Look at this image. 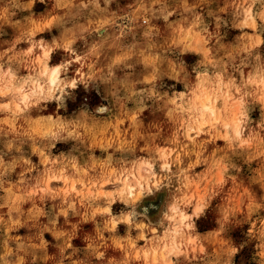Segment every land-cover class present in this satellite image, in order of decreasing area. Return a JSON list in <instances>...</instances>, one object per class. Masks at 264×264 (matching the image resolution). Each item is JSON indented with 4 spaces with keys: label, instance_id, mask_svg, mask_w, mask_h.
I'll return each instance as SVG.
<instances>
[{
    "label": "clouds",
    "instance_id": "9594fccd",
    "mask_svg": "<svg viewBox=\"0 0 264 264\" xmlns=\"http://www.w3.org/2000/svg\"><path fill=\"white\" fill-rule=\"evenodd\" d=\"M0 264H264V0H0Z\"/></svg>",
    "mask_w": 264,
    "mask_h": 264
}]
</instances>
